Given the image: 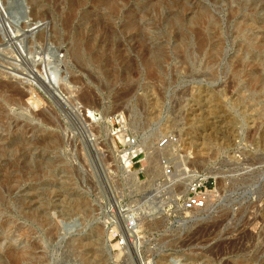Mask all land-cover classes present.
Listing matches in <instances>:
<instances>
[{
    "label": "rangeland",
    "instance_id": "1",
    "mask_svg": "<svg viewBox=\"0 0 264 264\" xmlns=\"http://www.w3.org/2000/svg\"><path fill=\"white\" fill-rule=\"evenodd\" d=\"M3 1L0 264H264V0ZM194 169L213 202L183 212Z\"/></svg>",
    "mask_w": 264,
    "mask_h": 264
},
{
    "label": "built area",
    "instance_id": "2",
    "mask_svg": "<svg viewBox=\"0 0 264 264\" xmlns=\"http://www.w3.org/2000/svg\"><path fill=\"white\" fill-rule=\"evenodd\" d=\"M0 0V6H1ZM115 128V126L113 125ZM121 130L118 129L114 135H117V149L118 154L120 155L123 163L126 159L132 161L130 169L135 168V165L142 162L146 159V151L143 148V143L148 140V134L144 133L143 135H138L134 133H122L118 134ZM176 145L177 148H182L181 140L179 137L172 133H167L159 137L156 141V147L159 151H165L168 147ZM159 167L161 171V178L163 182L165 178L174 173V166L172 164V159L167 154L160 153L159 155ZM143 170L140 172L142 173ZM216 178L213 176H208L202 170L194 169L193 175L189 179L187 190L183 194L181 211L187 212L191 210L204 209L207 207L208 202L212 196V192L216 189ZM177 184H173V187L176 188ZM137 217L134 214H130L125 222V232H128L129 229H133L137 225ZM126 241L122 240L121 244H125ZM138 264V263H137ZM140 264H145L143 261ZM146 264H149L146 263ZM169 264H189L183 262L182 259L174 258Z\"/></svg>",
    "mask_w": 264,
    "mask_h": 264
},
{
    "label": "bare ground",
    "instance_id": "3",
    "mask_svg": "<svg viewBox=\"0 0 264 264\" xmlns=\"http://www.w3.org/2000/svg\"><path fill=\"white\" fill-rule=\"evenodd\" d=\"M1 6H0V14H1V10L2 9H4V6L5 5H3V4H5L4 3V1L3 0H1ZM6 7V6H5ZM6 9V8H5ZM3 12V11H2ZM3 15V14H2ZM1 17V16H0ZM37 27H35V26H33V27H28V29L26 30V32H25V36H27V38L28 37H30V36H32V32L36 29ZM14 35H15V32H14ZM23 35V34H22ZM159 150V149H158ZM188 159V158H187ZM184 161V160H183ZM175 173H173L172 175H169L168 176V178L166 177L165 178V181H164V183L162 184V187L164 188V187H168L167 188V190L169 191V192H172V189L174 188L173 187V184L175 185V184H177V185H181L183 182L182 181H178L177 179H178V176L176 175ZM188 175V179H190V177L193 175V171H191V173H188L187 174ZM180 177H181V175H180ZM187 178H185V179H187ZM187 186H188V184H186V187L184 188V192L187 190ZM176 189V188H175ZM217 194V193H216ZM211 202H213V194H212V196H211V198H210V200H209V202L208 203H211ZM212 204V203H211ZM210 205V204H209ZM208 206V205H207ZM203 210V209H202ZM187 212H189V211H187ZM186 217V216H185ZM129 230H132V229H129ZM134 239V238H133ZM133 242H135V241H132V243ZM132 243H131V245H132ZM134 244V243H133ZM130 245V244H129ZM134 248V247H133ZM13 252V251H12ZM20 252V251H19ZM14 253H16V256H15V259H16V261H18L19 259H20V257L22 256V258H23V254L22 255H20L19 253H17V251H14ZM102 254V253H101Z\"/></svg>",
    "mask_w": 264,
    "mask_h": 264
}]
</instances>
